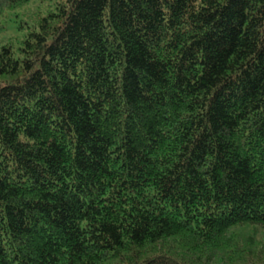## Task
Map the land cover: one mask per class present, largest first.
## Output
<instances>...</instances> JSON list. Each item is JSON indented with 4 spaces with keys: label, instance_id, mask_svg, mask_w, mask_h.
Returning a JSON list of instances; mask_svg holds the SVG:
<instances>
[{
    "label": "trees",
    "instance_id": "trees-1",
    "mask_svg": "<svg viewBox=\"0 0 264 264\" xmlns=\"http://www.w3.org/2000/svg\"><path fill=\"white\" fill-rule=\"evenodd\" d=\"M19 50L0 264H264V0H52Z\"/></svg>",
    "mask_w": 264,
    "mask_h": 264
},
{
    "label": "rangeland",
    "instance_id": "rangeland-1",
    "mask_svg": "<svg viewBox=\"0 0 264 264\" xmlns=\"http://www.w3.org/2000/svg\"><path fill=\"white\" fill-rule=\"evenodd\" d=\"M49 3H52V0H31L21 6L4 10L0 16V50L3 46L11 45L15 55H20L21 40L30 31L37 18L45 12ZM250 228L251 234H254V241L263 246L264 228L253 226Z\"/></svg>",
    "mask_w": 264,
    "mask_h": 264
}]
</instances>
